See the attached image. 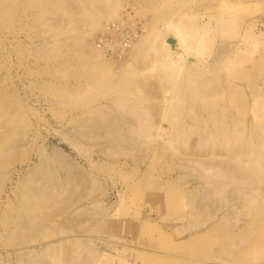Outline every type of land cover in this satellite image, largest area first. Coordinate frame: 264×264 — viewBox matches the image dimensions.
Returning <instances> with one entry per match:
<instances>
[{"label":"rangeland","instance_id":"rangeland-1","mask_svg":"<svg viewBox=\"0 0 264 264\" xmlns=\"http://www.w3.org/2000/svg\"><path fill=\"white\" fill-rule=\"evenodd\" d=\"M0 264H264V0H0Z\"/></svg>","mask_w":264,"mask_h":264},{"label":"built area","instance_id":"built-area-1","mask_svg":"<svg viewBox=\"0 0 264 264\" xmlns=\"http://www.w3.org/2000/svg\"><path fill=\"white\" fill-rule=\"evenodd\" d=\"M143 23L132 11L125 10L118 17L103 22L92 37V42L105 59H121L141 34Z\"/></svg>","mask_w":264,"mask_h":264},{"label":"bare ground","instance_id":"bare-ground-1","mask_svg":"<svg viewBox=\"0 0 264 264\" xmlns=\"http://www.w3.org/2000/svg\"><path fill=\"white\" fill-rule=\"evenodd\" d=\"M140 36V35H139ZM139 36L136 38V40L134 41V42H136L137 41V44L139 43V44H141V43H143V40H142V38L141 39H139ZM146 38V36L145 37H143V39H145ZM134 42L132 43V44H134ZM178 42V41H177ZM93 43V42H92ZM132 44H131V46H132ZM136 45V44H135ZM142 45V44H141ZM94 46V45H93ZM139 47V46H138ZM137 47V48H138ZM131 48V47H130ZM134 48V47H133ZM94 49L96 50V52H98L99 53V51L95 48V46H94ZM135 49V48H134ZM135 53H136V51H135ZM100 54V53H99Z\"/></svg>","mask_w":264,"mask_h":264}]
</instances>
